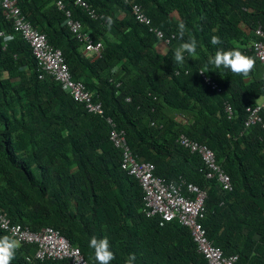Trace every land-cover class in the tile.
<instances>
[{
  "label": "trees",
  "instance_id": "trees-1",
  "mask_svg": "<svg viewBox=\"0 0 264 264\" xmlns=\"http://www.w3.org/2000/svg\"><path fill=\"white\" fill-rule=\"evenodd\" d=\"M58 1L16 5L62 51L72 78L85 83L104 114L89 112L53 74L41 72L30 42L0 0V209L30 230L59 229L91 264L93 236L109 239L111 264H127L133 255V264H208L187 226L177 219L161 225L159 216L146 215L143 188L122 168L123 150L110 139L111 116L138 160L155 164V174L182 176L207 190L202 223L215 245L239 255L242 264H264V110L263 123L245 126L247 106L264 93V63L253 48L257 26L264 27V0H84L102 15L97 19L77 0H61L102 43L101 53L92 55ZM135 4L149 23L137 18ZM181 21L184 40L191 34L198 42V58L185 53L183 67L174 63ZM213 35L222 43L213 45ZM160 42L165 52L158 50ZM221 48L256 57L249 77L209 65ZM205 65L211 71L204 74L221 91L205 82L199 72ZM182 133L215 152L232 190L207 177L201 154L178 141ZM32 250L20 244L12 264H70L28 261Z\"/></svg>",
  "mask_w": 264,
  "mask_h": 264
},
{
  "label": "built area",
  "instance_id": "built-area-1",
  "mask_svg": "<svg viewBox=\"0 0 264 264\" xmlns=\"http://www.w3.org/2000/svg\"><path fill=\"white\" fill-rule=\"evenodd\" d=\"M129 1V0H127ZM78 3L86 6L92 17H97V13L84 0H77ZM59 9L65 8L63 1L57 2ZM3 6L8 10L7 15L15 19V29L20 31L27 39L34 54L39 61L41 72L47 71L55 76L63 86L69 90L74 99L83 103L89 112L103 115L104 108L101 102L93 100L92 92L81 80L72 78L71 71L64 61L63 53L60 49L52 46L47 36L35 28L31 22L21 13V9L16 5V0H3ZM137 18L141 22L149 23V18L144 12V8L135 4L133 6ZM68 24L72 30L77 32L81 40L87 42V49L100 51L101 43L95 44L89 34L83 33L81 22L73 18L70 10L66 11ZM160 33L159 38L163 39L164 33L157 28L153 29ZM261 33L255 40L253 48L257 57L264 63V27L259 24L255 30ZM169 38L165 42H169ZM42 76V75H41ZM207 85L213 90L221 91L222 87L210 76H203ZM264 110V93L254 104L247 106L248 113L245 126L250 127L257 123H263L262 112ZM225 111L229 117L234 115V109L229 102L225 103ZM107 121L111 124L110 139L117 148L123 150L122 168L130 174L136 176L143 188L145 212L148 217H161V225L172 220H178L187 226L192 234L193 240L198 246V251L205 256L208 264H242L239 262V255H226L223 249L215 245L207 236L206 229L202 223L206 211L207 190L201 186L188 182L186 178L180 176L176 180H168L165 177L155 174V164L151 161L138 160L136 154L130 147L125 130L117 129L112 117ZM114 127V128H113ZM178 141L192 152L201 154L206 164V174L209 178H217L220 185L226 190L233 189L231 176L222 168L217 160L215 152L205 144L192 139L187 134L182 133ZM0 225L7 230L10 235H14L20 243L35 244L34 255H29L28 260H65L69 259L70 264H91L78 246H74L68 237L59 229L53 226H45L39 231L23 228L21 225L12 224L6 214L0 210Z\"/></svg>",
  "mask_w": 264,
  "mask_h": 264
},
{
  "label": "clouds",
  "instance_id": "clouds-1",
  "mask_svg": "<svg viewBox=\"0 0 264 264\" xmlns=\"http://www.w3.org/2000/svg\"><path fill=\"white\" fill-rule=\"evenodd\" d=\"M59 9V7H57ZM59 10H62L65 12L67 15L66 11L69 9L66 8H61ZM72 15L74 17V13L72 10ZM102 17V15L97 13V17H93L95 19ZM75 18V17H74ZM77 19V18H75ZM107 23L109 28H111L112 24L114 23L113 18L111 16L107 17ZM79 20V19H77ZM80 21V20H79ZM81 25L83 28L82 21ZM187 32V26L186 24L181 21L178 24V35L180 40L182 41L178 47L175 49L174 53V63L180 65L183 67L184 62H185V53L188 54V57H192L197 59V48H198V42L194 36H191L189 34V38L185 41L184 36L185 33ZM261 33L259 30H257V35H260ZM157 36H160V33H157ZM100 43V42H98ZM211 43L213 45H219L222 43V40L219 36L213 35L211 37ZM97 44V43H95ZM87 46V45H86ZM103 49L102 43H101V50ZM88 50V49H87ZM209 65L213 66L214 68H227L230 69L232 73L242 76L244 78L249 77L253 69L255 68L256 65V57L250 56L245 54L239 49H230V50H224V49H218L213 57L209 59ZM209 67L205 65L202 67L199 72L201 74H204L206 72H210ZM1 210V209H0ZM2 213L6 214L1 210ZM7 216V214H6ZM8 217V216H7ZM10 219V217H8ZM161 218V217H160ZM11 221V219H10ZM173 221V220H172ZM12 223V221H11ZM14 224V223H12ZM21 225V224H18ZM164 225V224H163ZM22 226V225H21ZM1 227V225H0ZM23 228H27L22 226ZM3 231L8 233V235L0 236V264H12V261L15 259V255L17 250L20 247V244H30V243H20L14 235H10V233L3 229ZM29 229V228H28ZM192 235V234H191ZM195 242V241H194ZM33 245L34 249L33 252H30L29 255H34L36 245ZM88 246L94 250V258L96 261V264H111V262L115 259V253L114 251L111 250L110 246V241L109 239L105 236L102 238H98L96 236H93L90 241ZM28 260V259H27ZM37 259H32L28 261H34ZM47 260V259H46ZM50 260V259H49ZM135 260V256H131L127 262V264H133V261ZM44 261V260H40Z\"/></svg>",
  "mask_w": 264,
  "mask_h": 264
},
{
  "label": "crops",
  "instance_id": "crops-1",
  "mask_svg": "<svg viewBox=\"0 0 264 264\" xmlns=\"http://www.w3.org/2000/svg\"><path fill=\"white\" fill-rule=\"evenodd\" d=\"M87 3H88V2H87ZM88 4H89V3H88ZM89 5H90V4H89ZM90 7L96 11V9H95L93 6L90 5ZM96 13H97V11H96ZM82 31H83V33L85 32V33L89 34V36H90V38L92 39V41H93L94 43H97V42H95V40H94L92 34H90L88 31H86V30L84 29V27L82 28ZM100 43H101V42H100ZM163 43H164V42H163ZM86 49H87V46H86ZM101 51H102L101 49H100V51L86 50V52H87L88 54H91V55H92V54H95V52H96L97 54H100ZM160 52H162V51H160ZM33 247H34V246H33ZM33 249H34V248H33ZM31 252H33V250H32Z\"/></svg>",
  "mask_w": 264,
  "mask_h": 264
},
{
  "label": "rangeland",
  "instance_id": "rangeland-1",
  "mask_svg": "<svg viewBox=\"0 0 264 264\" xmlns=\"http://www.w3.org/2000/svg\"><path fill=\"white\" fill-rule=\"evenodd\" d=\"M157 48L159 51L165 52L166 51V45L162 42L157 44Z\"/></svg>",
  "mask_w": 264,
  "mask_h": 264
}]
</instances>
